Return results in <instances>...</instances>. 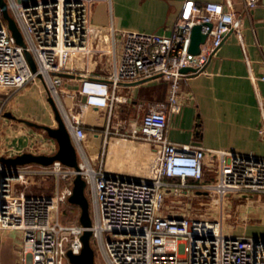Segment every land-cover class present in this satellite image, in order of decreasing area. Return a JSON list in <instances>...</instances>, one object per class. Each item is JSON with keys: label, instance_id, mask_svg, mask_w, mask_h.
<instances>
[{"label": "built area", "instance_id": "1", "mask_svg": "<svg viewBox=\"0 0 264 264\" xmlns=\"http://www.w3.org/2000/svg\"><path fill=\"white\" fill-rule=\"evenodd\" d=\"M91 2L7 0L25 46L16 42L0 10V91L4 93L0 116L14 93L39 80L54 98L79 158L78 168L60 160L8 165L0 159V229L19 230L30 243L26 264H73L67 252L81 251V236L88 227L79 221L80 213L74 222H63L60 208L73 192L74 177L80 174L93 206L91 238L98 242L108 264H264V235L228 233L218 220L162 213L166 191L178 192L185 186L216 194L264 193V157L180 144L166 135L169 113L180 109L182 80L203 72L230 33L242 38L241 15L228 2L190 1L189 14L179 18L169 33L123 31L120 53L110 72L103 77L85 75L79 88L83 98L67 108L61 72H75V58L85 56L90 48L94 35ZM245 4L249 14L256 0ZM196 24L207 36L200 51L193 53L191 33ZM112 44L115 52L114 37ZM25 50L34 58L35 71ZM182 67L194 70L182 72ZM157 74L152 79L169 82L167 98L145 106L141 103L144 112L129 134L155 146L151 173L134 176L106 168L108 138L95 165L83 147L84 110L111 108L121 83ZM75 105L79 112L73 111ZM36 175L52 178V193L27 192L30 178Z\"/></svg>", "mask_w": 264, "mask_h": 264}, {"label": "crops", "instance_id": "2", "mask_svg": "<svg viewBox=\"0 0 264 264\" xmlns=\"http://www.w3.org/2000/svg\"><path fill=\"white\" fill-rule=\"evenodd\" d=\"M190 1L209 0H92L90 21L94 35L91 45L95 48L92 67L88 69L75 62L73 74L106 76L114 58L119 56L123 31L169 33L179 18L189 14ZM213 1L228 2L241 15L242 38L230 33L210 57L203 72L182 80L180 109L169 113L166 135L180 144L224 148L264 157V79L261 78L264 75V0H256L249 14L245 13L246 0ZM113 37L117 42L115 52L112 51ZM81 82L82 78L64 76L62 89L67 108L83 98L79 94ZM168 86V80L162 78L141 83L124 82L117 87V99L111 108L90 106L85 109L83 147L91 161L97 164L103 142L108 138L106 168L134 176L149 175L155 146L129 134L144 112L140 104L166 100ZM42 90L39 83H31L9 98L0 116V158L24 151L51 154L56 150V140L47 132L44 136V129H36L19 119L56 126L47 91L44 100L42 96L39 105L35 104V95H41ZM3 98L4 93L0 91V104ZM6 111L16 117L7 116ZM73 111L79 112V105H75ZM40 117L44 119L41 121ZM31 186L32 183L30 189ZM30 249V243L19 230L0 229V264H26Z\"/></svg>", "mask_w": 264, "mask_h": 264}, {"label": "rangeland", "instance_id": "3", "mask_svg": "<svg viewBox=\"0 0 264 264\" xmlns=\"http://www.w3.org/2000/svg\"><path fill=\"white\" fill-rule=\"evenodd\" d=\"M94 51L95 48L90 45L89 50L85 53L86 57L77 56L75 58V62L89 69L92 67L91 63L93 61L91 58L94 55ZM97 66L100 67V65ZM37 83H39L40 87L43 89L41 95H35V104L39 105V98L43 96L42 98L44 100L46 93L43 84L39 80H37ZM44 102L47 101L45 100ZM43 119L44 118L40 117L41 121ZM52 121L54 122V120ZM52 121L50 120L51 123ZM43 132L44 136H46V131L44 130ZM44 150L48 149L44 147ZM31 183L32 191H30V188H28V193L47 194L53 192L54 182L51 177L36 175L31 177ZM85 192L89 198L90 213H92L93 206H91L92 203L87 190H85ZM60 212L62 221L71 223L76 220L78 214L80 213V208L77 204L67 201L66 203L61 204ZM162 213L168 215L170 214L177 216L204 218L208 220H218L221 222L224 231L228 233L264 235L263 192L251 193L247 195L240 192L216 194L199 191L193 189V187L185 186L178 192L169 190L166 191ZM91 244L95 251L96 264H108L100 246L98 245V242L91 238Z\"/></svg>", "mask_w": 264, "mask_h": 264}, {"label": "water", "instance_id": "4", "mask_svg": "<svg viewBox=\"0 0 264 264\" xmlns=\"http://www.w3.org/2000/svg\"><path fill=\"white\" fill-rule=\"evenodd\" d=\"M0 10L3 18L5 19L8 28L10 29L12 35L14 36L16 42L20 45L25 46V41L20 28L17 25L15 18L11 15L8 7L7 0H0ZM207 34L203 33L201 30V25L196 24L192 28L191 33V44L190 51L193 53H198L200 51V43L204 42ZM26 57L31 65L32 70H36V63L30 51L25 50ZM182 72H187L189 70H194L192 67H182L180 69ZM63 76H71L77 78H84V75L73 74L67 72H61ZM159 74L142 78L135 81H130V83H141L148 81ZM48 101L50 102L54 118L56 120V126H51L48 124L39 123L26 118H19L25 123L35 126L37 128L44 129L47 134L54 138L57 142L56 150L51 153H34L31 151H24L22 153L16 154L14 156H1V160L8 165H21L30 162L50 164L54 160H60L63 163L78 168V152L76 146L73 142L72 134L68 130L64 118L51 95H48ZM5 114L10 117H16L10 111H6ZM86 181L80 175L77 174L73 179V192L69 196L68 201L77 204L80 208L79 221L81 224L87 226L88 228L83 232L81 238L83 241V247L79 253H72L68 250L67 255L70 262L73 264H96L95 262V251L91 244L92 230L89 228L92 225V218L90 215V202L85 192Z\"/></svg>", "mask_w": 264, "mask_h": 264}]
</instances>
